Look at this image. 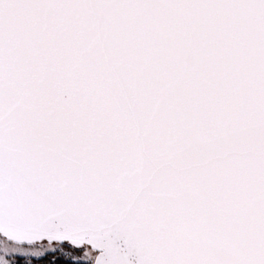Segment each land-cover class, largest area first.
Returning a JSON list of instances; mask_svg holds the SVG:
<instances>
[{
    "label": "snow or ice",
    "instance_id": "1",
    "mask_svg": "<svg viewBox=\"0 0 264 264\" xmlns=\"http://www.w3.org/2000/svg\"><path fill=\"white\" fill-rule=\"evenodd\" d=\"M0 264H264V0H0Z\"/></svg>",
    "mask_w": 264,
    "mask_h": 264
}]
</instances>
